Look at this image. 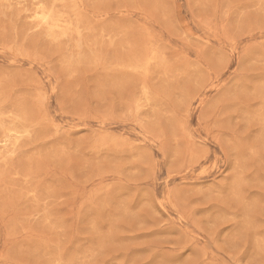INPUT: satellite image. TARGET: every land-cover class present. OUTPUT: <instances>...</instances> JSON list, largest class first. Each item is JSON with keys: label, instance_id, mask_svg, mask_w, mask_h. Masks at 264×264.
I'll return each mask as SVG.
<instances>
[{"label": "rangeland", "instance_id": "374dc122", "mask_svg": "<svg viewBox=\"0 0 264 264\" xmlns=\"http://www.w3.org/2000/svg\"><path fill=\"white\" fill-rule=\"evenodd\" d=\"M0 264H264V0H0Z\"/></svg>", "mask_w": 264, "mask_h": 264}]
</instances>
